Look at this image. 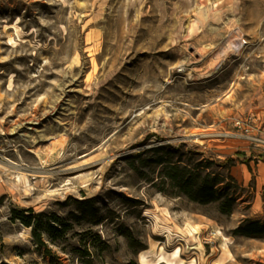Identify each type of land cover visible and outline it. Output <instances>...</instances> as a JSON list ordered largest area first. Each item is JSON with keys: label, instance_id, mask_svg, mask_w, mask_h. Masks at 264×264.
<instances>
[{"label": "rangeland", "instance_id": "1", "mask_svg": "<svg viewBox=\"0 0 264 264\" xmlns=\"http://www.w3.org/2000/svg\"><path fill=\"white\" fill-rule=\"evenodd\" d=\"M261 162L264 0H0V264H264Z\"/></svg>", "mask_w": 264, "mask_h": 264}, {"label": "trees", "instance_id": "2", "mask_svg": "<svg viewBox=\"0 0 264 264\" xmlns=\"http://www.w3.org/2000/svg\"><path fill=\"white\" fill-rule=\"evenodd\" d=\"M209 179V176H206L201 184L199 186H196L195 182L197 178H195L194 176H190V178H187L184 187L186 189V193H188L189 197L192 200L199 201L202 204H207L218 199L215 187L219 182L217 180ZM228 202H231V199H229ZM33 212V210H14V214L16 215L15 218L20 220L24 225L28 227L32 226V221L37 218L34 216ZM41 216L44 215L40 214L38 217ZM57 224L60 225L59 228L56 226ZM35 226L36 227L34 231L36 233V237H38L39 241L41 242L43 231L47 232L49 235H53L55 231H58L59 236H62L68 231L70 224L61 221L57 216H52L49 217L47 225L38 223ZM240 232L247 236L258 235L264 232V227H262L260 221L256 220L249 222L246 226L240 228ZM3 246V240L0 236V251L3 249Z\"/></svg>", "mask_w": 264, "mask_h": 264}, {"label": "crops", "instance_id": "3", "mask_svg": "<svg viewBox=\"0 0 264 264\" xmlns=\"http://www.w3.org/2000/svg\"><path fill=\"white\" fill-rule=\"evenodd\" d=\"M248 163H250V162H248ZM262 163V162H261ZM258 164V167L264 172V163H262V164ZM245 165V164H244ZM250 165V164H249ZM246 166V165H245ZM235 168V167H234ZM240 170H241V177L240 178H237V179H241V181H244V184H246V180L248 179V177H247V174H246V172H245V169L244 168H240ZM256 182H257V185H258V187L259 186H261V187H264V173H262L261 172V174L260 175H258L257 177H256ZM257 198L259 199L260 198V202H261V204H259L258 202H256V204H255V208L258 210V211H260V210H264V196H263V194H260V193H258V196H257ZM257 200V199H256Z\"/></svg>", "mask_w": 264, "mask_h": 264}, {"label": "built area", "instance_id": "4", "mask_svg": "<svg viewBox=\"0 0 264 264\" xmlns=\"http://www.w3.org/2000/svg\"><path fill=\"white\" fill-rule=\"evenodd\" d=\"M236 126L239 127V128L242 127V122L241 121H237Z\"/></svg>", "mask_w": 264, "mask_h": 264}, {"label": "bare ground", "instance_id": "5", "mask_svg": "<svg viewBox=\"0 0 264 264\" xmlns=\"http://www.w3.org/2000/svg\"><path fill=\"white\" fill-rule=\"evenodd\" d=\"M231 47L235 50L236 49V44H232Z\"/></svg>", "mask_w": 264, "mask_h": 264}]
</instances>
